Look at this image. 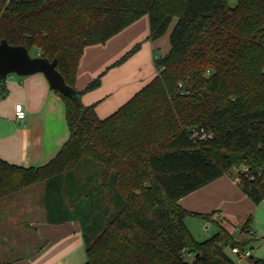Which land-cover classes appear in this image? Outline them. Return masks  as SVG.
<instances>
[{
    "label": "trees",
    "instance_id": "obj_1",
    "mask_svg": "<svg viewBox=\"0 0 264 264\" xmlns=\"http://www.w3.org/2000/svg\"><path fill=\"white\" fill-rule=\"evenodd\" d=\"M142 15L150 39L174 20L168 52L153 60L156 75L103 119L93 104L55 90L68 139L40 166L0 159V197L44 180L45 197L53 195L48 221L81 225L82 264H236L224 248L242 243L220 225L195 239L184 219L198 214L177 201L234 167L239 190L255 205L264 201V0H0V40L56 57L75 88L83 48ZM83 158L101 169L79 182L72 173Z\"/></svg>",
    "mask_w": 264,
    "mask_h": 264
},
{
    "label": "crops",
    "instance_id": "obj_2",
    "mask_svg": "<svg viewBox=\"0 0 264 264\" xmlns=\"http://www.w3.org/2000/svg\"><path fill=\"white\" fill-rule=\"evenodd\" d=\"M173 24L174 20L162 36L150 39L148 16L142 15L106 41L85 46L74 83L80 103L84 106L93 104L100 119L121 107L156 75L153 60L168 52ZM135 46L137 48L125 60L115 63ZM97 76L98 86L85 90ZM17 103L24 110L20 120L14 116ZM68 136L64 102L49 87L42 73L11 74L0 79L1 160L22 166H40L56 154ZM34 184L0 197V264L84 263L86 253L80 223L73 219L48 221L46 206L41 207L31 198L29 189ZM62 202L66 206L70 204L67 196ZM177 203L198 214L184 219L197 240L205 238L193 222L192 228L187 224L188 217L200 219L204 229H208L207 222L226 228L224 223L235 212L246 215L253 207L231 173L186 194ZM201 214H209V217L202 218Z\"/></svg>",
    "mask_w": 264,
    "mask_h": 264
},
{
    "label": "rangeland",
    "instance_id": "obj_3",
    "mask_svg": "<svg viewBox=\"0 0 264 264\" xmlns=\"http://www.w3.org/2000/svg\"><path fill=\"white\" fill-rule=\"evenodd\" d=\"M236 1L237 0H227L228 4L231 6L235 5ZM29 53L33 55L34 49H31ZM100 169H101V166L99 164L95 162H91L87 158H83L80 161V163L77 165V168L73 170L72 177L76 181L79 180L80 182L82 181V179L86 178L85 177L86 175L92 176L94 173H96ZM237 170L238 168L234 167L231 169L230 172L232 175H236ZM66 187L68 188V186ZM29 190L32 194L31 198L34 200V202H36L41 207H45V205L47 204V201L51 200L50 198H52L53 196V195L49 196L48 198L45 197L46 192H45V181L44 180L35 182L33 187H30ZM55 192L56 191H54V194ZM114 195H115V199H114L115 201L113 204V208L114 210H116L120 208L121 201L115 192H114ZM62 196L64 198L67 196V198L69 199V203H70L71 201L70 195H67L64 191L62 192ZM45 217L47 219L46 214H45ZM248 217H250V225L248 226V228L243 229L244 223L246 222ZM197 220H200V219H196L193 217H188L186 219L187 224L189 226L194 224L196 228L200 230V233H202L203 238H207L211 236L214 232V229L217 228L215 223L207 222L206 225L208 229H204L203 222L201 220L200 222H198ZM191 222L193 223L191 224ZM224 226L226 227L225 228L226 230L227 229L230 230L233 240L242 243L240 247H246L247 249L251 251L250 256H252V258H250V256H242L236 253H232L230 251L229 246L225 247L224 249L226 253L234 260L236 264H255L256 259L264 260V201H261L260 203L256 205L253 203L252 210L246 213V215L243 214L242 212H239V213L235 212L233 217L230 218L227 223H224ZM190 227L192 228V226ZM249 230L251 231V234L248 233ZM89 235L91 237H94V235L96 234L93 235V232H88L87 236ZM190 258L191 256H189V259Z\"/></svg>",
    "mask_w": 264,
    "mask_h": 264
},
{
    "label": "water",
    "instance_id": "obj_4",
    "mask_svg": "<svg viewBox=\"0 0 264 264\" xmlns=\"http://www.w3.org/2000/svg\"><path fill=\"white\" fill-rule=\"evenodd\" d=\"M56 61V57L48 60L40 55H31L23 45H10L5 39L0 40V79L11 74L24 76L40 72L51 89L71 97L77 103L78 92L65 83L55 67Z\"/></svg>",
    "mask_w": 264,
    "mask_h": 264
},
{
    "label": "built area",
    "instance_id": "obj_5",
    "mask_svg": "<svg viewBox=\"0 0 264 264\" xmlns=\"http://www.w3.org/2000/svg\"><path fill=\"white\" fill-rule=\"evenodd\" d=\"M14 116L16 119H23L24 117V110L22 108V105L20 103H17L14 105ZM249 234H251V231H248ZM230 251L232 253H236L238 255L242 256H250L251 251L247 249L246 247H240V246H232L230 247Z\"/></svg>",
    "mask_w": 264,
    "mask_h": 264
}]
</instances>
